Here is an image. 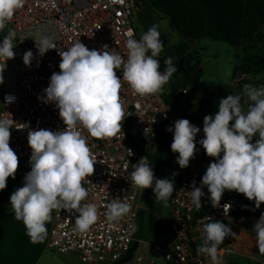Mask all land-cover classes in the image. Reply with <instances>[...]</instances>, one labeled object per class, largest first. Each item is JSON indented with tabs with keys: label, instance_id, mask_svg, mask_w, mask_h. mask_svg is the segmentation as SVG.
<instances>
[{
	"label": "clouds",
	"instance_id": "clouds-1",
	"mask_svg": "<svg viewBox=\"0 0 264 264\" xmlns=\"http://www.w3.org/2000/svg\"><path fill=\"white\" fill-rule=\"evenodd\" d=\"M24 3L25 0H0V32ZM36 35L34 42L39 56L57 49L51 37L39 32ZM160 35L157 26H152L143 32L139 41L127 39L126 59L110 51L107 45L100 50H89L79 40L67 50L58 51L59 72L51 75L42 102L55 105L65 129L28 132L31 170L25 175L23 186L10 195L15 219L23 222L32 243H43L46 239V224L51 222L53 210L78 213L74 230L81 234L87 233L96 223L97 206L84 203L88 191L83 182L91 183L88 177L93 175L97 161L91 154L87 137L78 129L86 130L96 140L124 137V109L119 95L122 81L140 97L163 93L164 86L177 73V61L167 57L165 70L160 71L157 57L164 49ZM15 36V31L9 30L0 44V58L4 60L0 64V84L4 83L5 61L15 57ZM32 59L33 53L26 51L24 65L30 66ZM117 71L122 75L118 76ZM226 75L230 76L231 72ZM244 94L252 102L246 113L241 96L228 95L219 101L214 117H204V138L198 143L213 162L201 178V187H196L195 181L191 184V203L197 211L202 208L201 200L205 195L202 188L205 186L213 208L220 205L225 191H235L254 201L253 211L264 204V86L244 85ZM14 100L12 95L5 96L6 104ZM230 122H233L231 126ZM13 123L12 119H0V191L6 188L8 178H15L18 168V156L9 146ZM25 126L28 127L27 124H18L17 130ZM166 130L173 133L170 148L178 154L176 163L181 169L187 168L195 156L194 141L200 129L187 119H177L174 126ZM254 136L258 138L252 143ZM126 151L129 157L134 154L131 149ZM132 166L134 171L130 176L133 184L141 190L151 188L156 201L167 207L175 192L174 179H157L146 156ZM176 175L173 173L172 177ZM225 206L231 207L230 204ZM106 207L109 221H119L129 214L131 208L119 197ZM206 219L203 243L197 248V253L208 256L211 264H219L218 249L226 237L234 238L236 234L224 223L214 222L210 216ZM136 230L133 225L132 231ZM252 230L256 233L258 251L264 254V213Z\"/></svg>",
	"mask_w": 264,
	"mask_h": 264
},
{
	"label": "built area",
	"instance_id": "built-area-1",
	"mask_svg": "<svg viewBox=\"0 0 264 264\" xmlns=\"http://www.w3.org/2000/svg\"><path fill=\"white\" fill-rule=\"evenodd\" d=\"M134 6V0H25L23 8L0 32V44L9 30L16 33L13 43L17 45V55L5 61L4 83L0 84V119L14 121L9 146L18 156L16 190L23 186L24 177L31 170L28 132L65 129L55 105L42 102L51 75L59 72L58 51L67 50L79 40L89 50H100L107 45L110 51L126 59L127 39L137 40L131 18ZM37 32L51 37L57 49L39 56L34 42ZM29 50L33 59L26 67L23 55ZM3 62L0 58V64ZM159 62L161 68L164 61ZM117 75L122 73L117 71ZM122 84L119 95L124 109V137L96 140L86 130L78 129L87 137L91 154L97 161L93 175L88 177L91 183L85 180L83 186L88 191L84 203L97 206L98 219L87 233L81 234L74 230L78 213L53 210L46 247L73 255L86 264L117 261L118 264H211L208 256L197 253L203 243L206 217L229 226L237 236L242 234L240 224L249 215L245 205L239 208L233 196H225L228 191L223 193L220 205L213 208L206 186L202 188L205 193L202 208L195 210L190 196L192 181L196 187H201V178L212 162L196 151L187 168L168 169L165 173L164 178L174 179L175 192L159 221L163 242L158 244L135 236L132 231L142 191L131 180L132 165L141 157L148 158V154L163 143H172L173 133L166 129L172 128L177 119H187L192 124L189 115L196 110V101L191 98L188 106L176 109L160 94L140 97L123 81ZM177 91L185 99L186 87H179ZM6 95L14 96V102L6 104ZM196 95L201 96L199 92ZM18 124L28 127L17 130ZM194 142L198 143L197 137ZM126 149L134 154L127 156ZM173 173H177L174 178ZM116 197L131 206L130 212L119 221H109L106 206ZM225 204L231 207L224 208ZM236 236L226 237L221 244L217 253L219 264H233L234 258L240 255Z\"/></svg>",
	"mask_w": 264,
	"mask_h": 264
},
{
	"label": "rangeland",
	"instance_id": "rangeland-1",
	"mask_svg": "<svg viewBox=\"0 0 264 264\" xmlns=\"http://www.w3.org/2000/svg\"><path fill=\"white\" fill-rule=\"evenodd\" d=\"M148 19L150 24L156 25L157 30L162 32L166 37L164 49L160 53L161 59L165 61L167 57H172L176 62L177 73L173 74L169 82L164 86L162 95L169 101V91L172 88H179L181 82V68L179 58L172 53L173 47L180 40L177 32L169 28L167 20L154 10H149ZM132 24L136 28V37L139 41L143 31L140 29L143 20L137 16L132 9ZM142 21V22H140ZM13 51L17 55V45L13 43ZM189 55V56H188ZM264 55V23H262L256 31L250 36L240 40L235 45L231 46L223 41L213 40L207 37L192 40L189 48L185 54L181 56L182 59L189 57L190 62L194 61L201 69V76L199 83L201 85L202 102H209V108L203 109L202 104H196L195 108L198 110V117L203 127V120L206 115L213 117L218 112L219 101L226 98L228 95L241 96V104L246 113L249 104L252 103L244 94V85H252L257 88L264 86V67L260 65V59ZM165 63H162L160 71L165 70ZM231 72L230 76L226 73ZM258 137L254 136L252 143H255ZM169 142L163 146V157L158 165L155 177L160 172V168L174 169L178 168L176 159L178 154L171 151ZM180 168V167H179ZM16 180L10 179V191L5 197L0 200V207L7 208L10 204V195L16 190ZM152 189L142 190L138 200L139 207H146L148 200L152 196ZM237 196H243L235 191H232ZM244 197V196H243ZM156 199V196L153 195ZM160 207L166 210L163 202H159ZM259 219L254 216H248L241 224L240 231L242 234L236 236L238 243V251L240 255L234 258L233 264H264V254H260L256 246V233L252 230L255 223ZM141 227V226H140ZM138 227L139 237H144V227ZM145 238V237H144ZM75 264H86L77 261Z\"/></svg>",
	"mask_w": 264,
	"mask_h": 264
},
{
	"label": "trees",
	"instance_id": "trees-1",
	"mask_svg": "<svg viewBox=\"0 0 264 264\" xmlns=\"http://www.w3.org/2000/svg\"><path fill=\"white\" fill-rule=\"evenodd\" d=\"M146 8L154 10L163 16L170 29L177 32L180 40L173 47V55L179 58L181 68V87H186L185 99H182L178 88H172L168 95L169 103L176 109L182 105L188 106L191 98L195 99L196 104H202L201 96L196 94L201 91L199 78L201 69L194 61L189 59V55L182 59L181 56L186 53L192 40L207 37L213 40L223 41L231 46L240 40L250 36L257 28L264 23V0H141ZM146 23H150L146 21ZM157 59L161 60L159 55ZM260 65L264 67V55L260 59ZM192 120H199L198 110L196 109L189 115ZM230 122V126H231ZM203 128V127H202ZM204 138V134L202 139ZM163 143L153 152L148 154L149 164L152 166L154 176L158 165L164 155ZM196 152L199 156H206L204 149L200 144H196ZM208 157V156H207ZM212 162L213 158L208 157ZM168 168H160L157 179H164ZM10 178L6 182V188L0 191V200L6 199L10 191ZM150 189V188H149ZM145 189V190H149ZM152 196L148 200L146 207H138L135 226L144 227V237L155 243H162V231L160 229V218L163 216L164 209L160 207L159 202ZM233 196L236 205L240 208L245 205V212L249 216L260 218L264 213V204L253 211L254 201H249L243 196H237L233 192H227L225 196ZM140 227V228H141ZM135 236H140L138 230L134 232ZM119 261L111 264H118Z\"/></svg>",
	"mask_w": 264,
	"mask_h": 264
},
{
	"label": "crops",
	"instance_id": "crops-1",
	"mask_svg": "<svg viewBox=\"0 0 264 264\" xmlns=\"http://www.w3.org/2000/svg\"><path fill=\"white\" fill-rule=\"evenodd\" d=\"M50 224H46L47 231ZM46 241L47 237L43 243H32L23 222L15 219L11 205L0 207V264H75L79 261L73 255L47 248Z\"/></svg>",
	"mask_w": 264,
	"mask_h": 264
},
{
	"label": "water",
	"instance_id": "water-1",
	"mask_svg": "<svg viewBox=\"0 0 264 264\" xmlns=\"http://www.w3.org/2000/svg\"><path fill=\"white\" fill-rule=\"evenodd\" d=\"M152 26H156V25H153V24H143L141 26V30L143 32L144 31L146 32L147 29L150 28V27H152ZM160 34H161L160 35V40L163 41V44H165L166 43V37H165V35L162 32H160ZM0 43H1V34H0ZM182 99L184 100V97ZM202 107H203V109H208L209 108V102H203L202 103ZM192 125L195 126V127H197L198 129H200V131L197 133V136H196L197 137V142H199V140H201L202 139V136H203V128H202L201 122H200V120H193L192 121Z\"/></svg>",
	"mask_w": 264,
	"mask_h": 264
},
{
	"label": "flooded vegetation",
	"instance_id": "flooded-vegetation-1",
	"mask_svg": "<svg viewBox=\"0 0 264 264\" xmlns=\"http://www.w3.org/2000/svg\"><path fill=\"white\" fill-rule=\"evenodd\" d=\"M134 3H135V6H134L133 10L137 14V16H139L143 20V22L140 21V22H142V25L143 24H150V23H146V21H149L148 16H147L149 13V9L145 7V5L142 3L141 0H134ZM140 29H141V27H140Z\"/></svg>",
	"mask_w": 264,
	"mask_h": 264
}]
</instances>
